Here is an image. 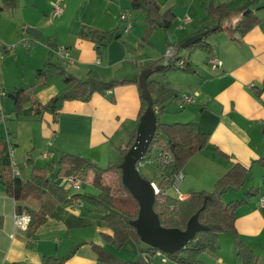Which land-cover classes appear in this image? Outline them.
<instances>
[{"label":"crops","instance_id":"obj_1","mask_svg":"<svg viewBox=\"0 0 264 264\" xmlns=\"http://www.w3.org/2000/svg\"><path fill=\"white\" fill-rule=\"evenodd\" d=\"M55 1L0 0V110L5 116L0 118V140L2 164L17 170L16 176L25 180L33 168L49 167V177L60 185L64 173L56 172V164L63 154H76L101 167L119 160V147L128 142L139 122L142 66L162 57L166 62L165 48L170 46L177 52V45L186 38L214 25L217 19L208 13L210 4L238 8L246 0H155L161 12L170 9L174 14L168 26L163 22L148 24L146 9L133 7L132 0H60L59 14L53 13L51 4ZM251 7L260 21L239 39L233 40L227 31H220L203 37L212 47L210 53L199 48L179 50L189 65L165 78L177 95L197 93L196 102L176 112L175 96L170 106L165 103L158 119L164 123L194 121L199 131L208 134L204 147L183 166L178 192L170 188L175 197L211 191L216 180L235 163L250 168L244 184L229 189L221 199H241L251 187L257 188V193L236 209L235 229L252 251L250 264H264V204H259L264 195V169L256 162L264 155V0H255ZM124 10L132 22L128 32H124V23L119 19ZM185 16H189L188 21H183ZM238 18L235 14L225 22L233 24ZM27 27L38 30L39 37L27 33ZM102 33L105 36L101 39ZM22 38L28 40V47L7 49ZM60 46L66 48L71 63L58 58L56 49ZM210 57L221 64L212 68L207 62ZM47 62L77 79L96 75L102 81H130L94 92L87 101H64L56 118L47 112L34 115L31 102L24 103L21 114L14 116V98L8 94L26 87L42 104L63 87L62 76L45 68ZM38 70L47 73L45 83H38ZM152 78L163 80L160 73ZM148 158L153 162V157ZM152 165L156 179L149 181L156 184L163 175L154 162ZM66 189L68 194L80 192ZM88 192L96 193V189ZM25 203L31 208L38 206V201L31 198ZM16 204L0 182V264H43V256L69 254L65 264H98L92 243L107 249L109 244L119 247L117 241L103 239V234H111L103 219L109 210L103 207L87 203L65 206L61 218H47L27 237L25 229L14 223ZM226 233L231 237L227 252L217 246L209 264H241L233 234ZM124 244L133 257H118L134 259L137 241L129 238Z\"/></svg>","mask_w":264,"mask_h":264},{"label":"trees","instance_id":"obj_2","mask_svg":"<svg viewBox=\"0 0 264 264\" xmlns=\"http://www.w3.org/2000/svg\"><path fill=\"white\" fill-rule=\"evenodd\" d=\"M254 1L246 0L238 8L229 7L227 4L216 6L210 4L208 13L215 17L217 22L210 27L202 28L201 31H205V34L197 42L188 45L185 50L199 48L210 53L212 47L203 37L220 31H227L233 40L239 39L260 21L256 9L251 7ZM132 6L146 9L145 21L148 24L154 25L163 22L165 26H168L174 19V14L171 10L167 9L161 12L159 4L155 0H132ZM235 14L239 15L235 23L225 22V20ZM104 36L105 34L102 33L100 38L102 39ZM109 38L108 36L107 39ZM181 43L177 45L178 51L173 58H168L164 62L162 57L141 67V71L144 69L151 70L146 82L152 98V107L156 114V128L145 157H151L149 152L155 148L156 152L153 155L154 164L163 175L156 184L162 191L165 186H169L172 176L178 171H182L190 156L204 147L208 141V134L199 131L194 121L164 123L158 119V115L164 110L165 103L177 95L165 77L168 71L178 68L175 62L181 58L178 53L182 49ZM185 63V68H187L189 63L186 61ZM45 68H49L54 73L62 76L63 87L42 104L35 99L31 89L23 87L15 90L13 92L15 95L13 99L14 116L21 114L24 103L31 102L34 115L47 112L56 118L64 101H87L94 92H104L118 83L130 81L128 79L102 81L96 75L77 79L72 74L66 73L63 69L49 62L45 64ZM156 73L162 74V81L152 78ZM36 78L38 83H45L47 73L45 70H38ZM135 81L138 82L137 79ZM146 105V100L140 94L139 117L144 112ZM135 136L136 130L130 134L128 142L124 146L119 147V160L108 162L104 167L98 166L91 160L76 154L66 153L61 155L56 164L57 173H77L82 177L83 182L89 179L96 189V193L76 192L73 194H68L65 187L49 177V167L33 168L29 177L25 180L13 175L12 169L2 164L3 144L0 140V182L3 184L5 193L17 202L16 210H24L30 216L25 229L27 237H31L47 218H61L64 207L76 199H80L83 203L93 207H103L109 210L103 216L111 230L110 235L103 234L105 242L115 240L121 247L127 239L132 238L139 245L136 257L127 260L119 258L104 245L92 243L91 246L96 252L98 260L105 264H154L152 256L156 252L162 251L154 247H143L141 245L135 228L129 223L130 220L137 216L138 202L121 181L119 164L126 150L132 145ZM256 162L264 169V155L259 157ZM249 173V167L241 163H235L230 170L216 180L211 191H193L185 198H178L164 191L156 193L153 209L157 213L162 226L183 230L188 219L197 212L198 221L206 227V229L195 232L193 238L179 250L173 253L162 252L172 260L171 264H201L200 260H198V253L202 251L215 252L218 234L223 232L233 234L236 256L240 258L241 264H250L252 262V251L240 240L236 233L235 219L236 209L246 202L249 196L256 194L258 190L251 187L245 197L241 199H231L227 202H223L221 199L223 193L229 189H236L242 186ZM262 184L264 187V171ZM28 198L38 201V206L36 208L28 206L25 203ZM69 255L65 257L46 255L42 257V261L43 264H65Z\"/></svg>","mask_w":264,"mask_h":264},{"label":"water","instance_id":"obj_3","mask_svg":"<svg viewBox=\"0 0 264 264\" xmlns=\"http://www.w3.org/2000/svg\"><path fill=\"white\" fill-rule=\"evenodd\" d=\"M26 32L35 38L40 35L38 30L33 27H27ZM204 34L205 31H201L189 36L182 42L181 48H186L188 45L197 42ZM150 73V69H144L139 75L141 96L146 100L147 105L139 117L135 139L123 155L119 167L123 185L138 202L137 216L129 223L135 228L140 241L164 253H173L185 246L193 238L195 232L206 229V227L198 221L197 212L188 219L183 230L162 226L153 209L156 195L154 189L150 181L142 177L138 171L136 163L141 161L147 153L148 145L156 128V114L152 107V98L146 82ZM8 96L14 98V94H8Z\"/></svg>","mask_w":264,"mask_h":264},{"label":"built area","instance_id":"obj_4","mask_svg":"<svg viewBox=\"0 0 264 264\" xmlns=\"http://www.w3.org/2000/svg\"><path fill=\"white\" fill-rule=\"evenodd\" d=\"M52 9H53V13L54 14H59L62 11V7L60 4V0L52 2ZM119 19L121 21H123L124 23V32H128L132 26V22H131V17L128 11L124 10L121 11L119 14ZM189 20V16H185L183 21H188ZM18 45H22L25 47L29 46V42L26 38H22L19 42L17 43H12L10 45L7 46L8 50H14ZM56 54L58 56L59 59H61L62 61L66 62V63H71L72 59L70 58L66 48L64 46H60L56 49ZM176 54V51L174 48L168 46L167 48H165L164 51V56L168 57V58H173ZM208 64L212 67V68H216L218 67L221 62L214 57H210L208 58ZM176 66L178 68H185L186 63L185 60L183 58H179L178 60H176L175 62ZM196 96L197 93L194 92H182L179 93L178 95H176V105L177 108L182 109L187 105L193 104L196 102ZM4 113L0 110V118L4 119ZM144 161H149L148 157H145L142 159ZM141 160V161H142ZM153 160V159H152ZM139 161V163L141 162ZM154 162V160H153ZM12 173L13 175H18V171L15 169H12ZM63 181L72 188L73 191H79L82 187L83 184V179L80 175H78L77 173H73V174H64L62 176ZM183 178V172L182 171H178L177 173H175L169 183V186L176 192H178L179 189V185L181 183V180ZM153 189H154V193H158V192H163L162 190H160L157 186V184H155V182L150 181ZM178 195H180L178 193ZM82 201L80 199H76L75 201H73L72 203L68 204L67 207H75V206H80L82 205ZM259 204H264V195H262L259 199ZM77 206V207H78ZM30 216L27 212H25L24 210L21 211H17L14 213V223L17 227L21 228V229H26L28 222H29Z\"/></svg>","mask_w":264,"mask_h":264},{"label":"rangeland","instance_id":"obj_5","mask_svg":"<svg viewBox=\"0 0 264 264\" xmlns=\"http://www.w3.org/2000/svg\"><path fill=\"white\" fill-rule=\"evenodd\" d=\"M165 51V50H164ZM181 70V69H180ZM180 70H178L177 68L176 69H171L170 71H168L167 73H166V75H168V73H170V72H174V71H180ZM158 74V73H157ZM155 75V74H154ZM167 77V76H166ZM172 101H174L173 100V98L172 99H170L169 101H167V105H169L170 106V102H172ZM175 103V102H174ZM174 106V105H173ZM174 110L176 111V112H179V110L180 109H178L177 108V105H176V103H175V106H174ZM171 112V111H170ZM155 152H156V150H155V148H153V150L151 151V152H149L150 153V156H151V158L153 157V155H155ZM148 153V154H149ZM152 161H151V163L150 162H148L147 160L146 161H142V163H140L139 165H138V170H139V172H140V174L144 177V178H146L147 180H153V179H156V178H154V174H152V171L154 172V165H152ZM86 181H89V179H87ZM157 181V180H156ZM58 182H61L62 183V185H61V183H60V185L61 186H63V187H65V188H68V190H69V192H71V190H72V188L69 186L68 187V185L63 181V178H61V179H59V181ZM166 188H167V191H166V193L167 194H169V195H172V196H174V192H173V190H171L170 188V186H165L164 188H163V191H164V189L166 190ZM180 189L181 190H179L181 193H182V188L180 187ZM91 190H94L95 191V189L92 187V185L89 183V182H87V183H84L83 182V184H82V187H81V189L79 190L80 192H88V191H91ZM230 234L229 233H226V232H223V233H219L218 234V238H217V246H219V250L221 251V252H223V253H226L227 252V250H228V244H229V242H230ZM141 244L144 246L145 244L143 243V242H141ZM107 247H108V249L111 251V252H113L114 254H116L117 256H119V257H133L132 256V252H130V250H129V247L127 246V244L125 245H122L121 247H113L111 244H109V245H107ZM217 248V247H216ZM216 250V249H215ZM159 252V251H158ZM158 252H156L153 256H152V261L154 262V264H171L172 263V260L170 259V258H168V257H166V255L165 254H163L162 252H160V253H158ZM215 253L213 252H210V251H202V252H200V253H198V260H200V262H201V260H202V263L201 264H209V258L212 256V255H214ZM131 255V256H130ZM210 255V256H209ZM209 256V257H208ZM98 264H105L104 262H102V261H98Z\"/></svg>","mask_w":264,"mask_h":264}]
</instances>
